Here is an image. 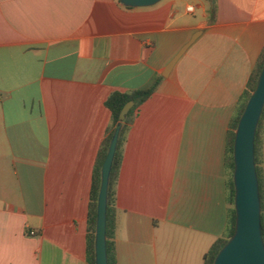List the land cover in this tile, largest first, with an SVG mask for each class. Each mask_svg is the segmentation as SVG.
<instances>
[{
    "label": "crops",
    "instance_id": "obj_1",
    "mask_svg": "<svg viewBox=\"0 0 264 264\" xmlns=\"http://www.w3.org/2000/svg\"><path fill=\"white\" fill-rule=\"evenodd\" d=\"M263 49L264 0H0V264H88L105 103L158 77L122 148L115 264H205L228 232L227 134ZM260 154L264 172V125Z\"/></svg>",
    "mask_w": 264,
    "mask_h": 264
},
{
    "label": "water",
    "instance_id": "obj_2",
    "mask_svg": "<svg viewBox=\"0 0 264 264\" xmlns=\"http://www.w3.org/2000/svg\"><path fill=\"white\" fill-rule=\"evenodd\" d=\"M161 1L163 0H119V3L125 8L137 9L152 7ZM198 36L199 33L193 35L166 65L161 74L163 78L169 76L176 63L194 44ZM133 106L134 102L129 101L121 109L101 167L94 240L95 264H108L106 211L109 177L122 123ZM263 109L264 66L235 131L233 145L234 232L216 255L213 264H264V243L260 222L261 205L254 154L255 135Z\"/></svg>",
    "mask_w": 264,
    "mask_h": 264
},
{
    "label": "trees",
    "instance_id": "obj_3",
    "mask_svg": "<svg viewBox=\"0 0 264 264\" xmlns=\"http://www.w3.org/2000/svg\"><path fill=\"white\" fill-rule=\"evenodd\" d=\"M264 66V49L256 63V66L250 76L247 90L245 91L242 99L236 106L233 117L229 124L227 141H226V171L228 174V204L230 206L229 209V227L226 236L222 239L216 241L208 253L205 255V264H213L214 259L220 249L226 244L229 238L233 235L234 225H235V211H234V187H233V170H234V162H233V145H234V137L235 131L237 128L238 121L245 109V106L253 93L261 70ZM161 77H158L152 84L148 87L134 91L131 93H113L111 94L107 101L106 107L111 113L110 125L106 131V136L101 143L100 149L97 154V159L94 167L93 173V183H92V192H91V203H90V211L88 216L89 222V235L87 238V261L88 264H95V254H94V240H95V226H96V217H97V199L98 193L101 183V167L106 158L110 141L112 139L115 127L118 123V116L123 108V106L129 102L133 101L134 106L128 112L124 122L122 123V128L119 134L117 148L115 152V156L112 162L109 184H108V192H107V211H106V251H107V259L108 264H115V252H114V244H113V235L115 230V209H114V197H115V185L119 174V169L122 160V148L126 139V134L129 129V125L135 118V113L139 106L145 103L151 95L155 92L157 86L159 85ZM264 125V109L259 120L255 142H254V154H255V167H256V175L258 180V188H259V198L261 205V235L264 243V172L261 167V154H260V144L262 139V131Z\"/></svg>",
    "mask_w": 264,
    "mask_h": 264
},
{
    "label": "built area",
    "instance_id": "obj_4",
    "mask_svg": "<svg viewBox=\"0 0 264 264\" xmlns=\"http://www.w3.org/2000/svg\"><path fill=\"white\" fill-rule=\"evenodd\" d=\"M187 12H192V8L191 7H188L187 8ZM34 234H35L34 232H31L29 235L30 236H34Z\"/></svg>",
    "mask_w": 264,
    "mask_h": 264
}]
</instances>
